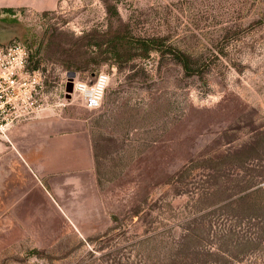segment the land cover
<instances>
[{
	"label": "rangeland",
	"instance_id": "obj_1",
	"mask_svg": "<svg viewBox=\"0 0 264 264\" xmlns=\"http://www.w3.org/2000/svg\"><path fill=\"white\" fill-rule=\"evenodd\" d=\"M6 2L38 109L0 129V264H264V0ZM102 72L101 107L68 96ZM47 111L87 120L93 173L23 160L12 129Z\"/></svg>",
	"mask_w": 264,
	"mask_h": 264
},
{
	"label": "crops",
	"instance_id": "obj_2",
	"mask_svg": "<svg viewBox=\"0 0 264 264\" xmlns=\"http://www.w3.org/2000/svg\"><path fill=\"white\" fill-rule=\"evenodd\" d=\"M60 0H7V8L27 7L37 11L55 10ZM15 146L23 160L51 185L54 173L62 176L93 173L96 155L87 120L40 112L12 129ZM83 177V176H81ZM40 180V182H41ZM45 187V182H43Z\"/></svg>",
	"mask_w": 264,
	"mask_h": 264
},
{
	"label": "built area",
	"instance_id": "obj_3",
	"mask_svg": "<svg viewBox=\"0 0 264 264\" xmlns=\"http://www.w3.org/2000/svg\"><path fill=\"white\" fill-rule=\"evenodd\" d=\"M28 60L29 51L24 45H14L7 49L0 47V129L14 120L31 117L38 109L33 99L38 81L27 74ZM22 75H28V81ZM109 83L110 76L103 72L91 82L75 80L74 94L83 99L87 108L98 109L104 101ZM15 89H18L15 93L16 100L14 95L9 97V93ZM21 104L23 106L18 108ZM10 115L13 118L7 121V116Z\"/></svg>",
	"mask_w": 264,
	"mask_h": 264
},
{
	"label": "water",
	"instance_id": "obj_4",
	"mask_svg": "<svg viewBox=\"0 0 264 264\" xmlns=\"http://www.w3.org/2000/svg\"><path fill=\"white\" fill-rule=\"evenodd\" d=\"M67 93L68 96H71V94L73 93V79L71 78L69 83L67 84Z\"/></svg>",
	"mask_w": 264,
	"mask_h": 264
},
{
	"label": "trees",
	"instance_id": "obj_5",
	"mask_svg": "<svg viewBox=\"0 0 264 264\" xmlns=\"http://www.w3.org/2000/svg\"><path fill=\"white\" fill-rule=\"evenodd\" d=\"M263 202H264V200H263Z\"/></svg>",
	"mask_w": 264,
	"mask_h": 264
}]
</instances>
